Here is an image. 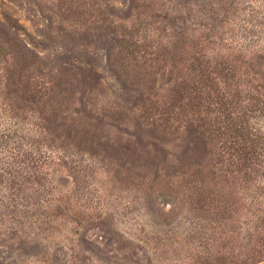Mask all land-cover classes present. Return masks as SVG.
I'll return each mask as SVG.
<instances>
[{"label": "rangeland", "instance_id": "374dc122", "mask_svg": "<svg viewBox=\"0 0 264 264\" xmlns=\"http://www.w3.org/2000/svg\"><path fill=\"white\" fill-rule=\"evenodd\" d=\"M0 264H264V0H0Z\"/></svg>", "mask_w": 264, "mask_h": 264}, {"label": "trees", "instance_id": "16d2710c", "mask_svg": "<svg viewBox=\"0 0 264 264\" xmlns=\"http://www.w3.org/2000/svg\"><path fill=\"white\" fill-rule=\"evenodd\" d=\"M202 70L203 71H201L200 74L192 81L191 90L194 91L193 95H187L185 98L183 96H178L175 101L176 103L179 102V106L182 110H186L187 113L189 112L191 114H194L199 118V120L203 122V124H206V126L211 129V127L213 128L214 126L218 127L216 123L223 122V120H226L228 118L229 115H226L229 114L228 110L236 109L238 107V99L236 95L237 92L240 93V86L239 83L228 81L226 79V82H219L216 79L214 80L213 78L208 76L209 71L207 74L204 69ZM218 82L222 83L223 85L221 86L220 84H218ZM216 84H218V86L214 88V85L216 86ZM232 84H234V88H230ZM222 88L228 90L229 92H227V94L230 96L225 95L226 92H224ZM210 92H213V94H210ZM203 93L207 95L209 104L213 106V109L211 110L213 117L211 114H206L205 116H203L201 113L200 108L204 106L202 101ZM260 103L261 100H259V103L257 100L249 103L248 106L250 111H253L255 108H259ZM167 119L168 117L164 118V120ZM228 123L232 124V126H235L234 120L232 119H229ZM235 130L237 129L235 128ZM225 136L231 135L229 134ZM234 146L238 147L236 145ZM246 154L247 151H245L242 156L250 157V155L246 156ZM258 154L259 153L257 152L256 157L258 156Z\"/></svg>", "mask_w": 264, "mask_h": 264}]
</instances>
